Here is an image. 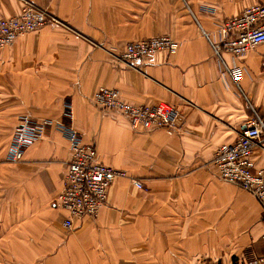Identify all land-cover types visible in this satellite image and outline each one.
<instances>
[{
	"label": "crops",
	"instance_id": "obj_1",
	"mask_svg": "<svg viewBox=\"0 0 264 264\" xmlns=\"http://www.w3.org/2000/svg\"><path fill=\"white\" fill-rule=\"evenodd\" d=\"M29 1L61 25L0 50V264L263 263L264 208L222 181L214 158L256 114L264 121V44L239 59L224 54L245 70L238 87L203 32L216 38L218 25L264 0ZM22 7V0H0V19ZM162 36L179 42V51L148 57L140 70L111 54ZM102 87L129 104L173 106L179 130L134 131L93 103ZM23 115L70 126L96 146L101 163L127 172L98 218L76 220L71 231L63 226L68 214L55 202L70 149L55 125L22 162L7 161ZM253 161L264 168V148L254 149Z\"/></svg>",
	"mask_w": 264,
	"mask_h": 264
},
{
	"label": "built area",
	"instance_id": "obj_2",
	"mask_svg": "<svg viewBox=\"0 0 264 264\" xmlns=\"http://www.w3.org/2000/svg\"><path fill=\"white\" fill-rule=\"evenodd\" d=\"M19 15L0 19V50L11 47L23 35L39 31L47 24L61 25V22L46 9L29 0H22ZM215 13V9L207 10ZM212 46L215 57L222 63L224 74L238 85L245 70L237 64L229 65L224 54L234 59L246 56L251 50L264 44V4H254L240 15L226 19L217 27L216 38L203 32ZM179 42L168 37H155L128 43L123 50L111 51L116 61L134 70H140L141 62L158 53L175 55ZM93 103L103 111L117 113L125 117L134 131L165 130L175 134L179 130L178 111L173 106L133 105L125 102L118 90L100 88L93 97ZM71 115L70 108L68 107ZM55 125L69 142L70 161L64 181V188L58 195L55 206L67 212L63 223L66 230L74 229L76 220L96 219L108 205L110 188L119 178H128L127 172L103 164L98 159L94 144L84 143L81 135L60 122L38 120L31 115H23L15 130L8 149L7 161L22 162L24 152L44 140L48 128ZM264 148V121L256 114L238 131V139L232 144L220 146L215 154L214 165L218 177L228 183L253 194L264 208V168H257L253 152ZM137 188L143 184L133 180ZM253 264H264L259 261Z\"/></svg>",
	"mask_w": 264,
	"mask_h": 264
}]
</instances>
